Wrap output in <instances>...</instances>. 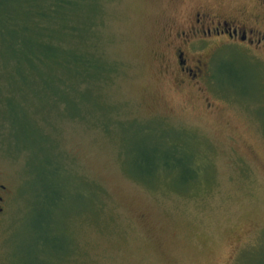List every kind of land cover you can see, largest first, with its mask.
I'll return each instance as SVG.
<instances>
[{
    "label": "rangeland",
    "instance_id": "obj_1",
    "mask_svg": "<svg viewBox=\"0 0 264 264\" xmlns=\"http://www.w3.org/2000/svg\"><path fill=\"white\" fill-rule=\"evenodd\" d=\"M68 2L47 34L91 67L0 42V264H264V47L200 41L196 81L175 55L247 2Z\"/></svg>",
    "mask_w": 264,
    "mask_h": 264
},
{
    "label": "trees",
    "instance_id": "obj_2",
    "mask_svg": "<svg viewBox=\"0 0 264 264\" xmlns=\"http://www.w3.org/2000/svg\"><path fill=\"white\" fill-rule=\"evenodd\" d=\"M7 1L0 0V42L3 47H14L11 54L5 55L8 66L17 63L21 69L35 70L39 63L53 67L63 60L67 65L80 66L84 62L83 67L92 66L81 55L67 52L61 38L47 34L48 22L58 17L60 8L69 0H54L47 9L37 0H13L15 4L9 7Z\"/></svg>",
    "mask_w": 264,
    "mask_h": 264
},
{
    "label": "flooded vegetation",
    "instance_id": "obj_3",
    "mask_svg": "<svg viewBox=\"0 0 264 264\" xmlns=\"http://www.w3.org/2000/svg\"><path fill=\"white\" fill-rule=\"evenodd\" d=\"M248 9H234L221 12L213 8H206L191 16L190 21L178 36L182 39V46L177 47L175 55L180 74H184L190 81L203 77L201 60L199 65L192 66L189 52L199 49L198 42L203 41L205 47L214 50V41L219 38L236 39L242 43L264 47V0H245ZM2 198L0 197V201ZM3 210L0 207V211Z\"/></svg>",
    "mask_w": 264,
    "mask_h": 264
}]
</instances>
